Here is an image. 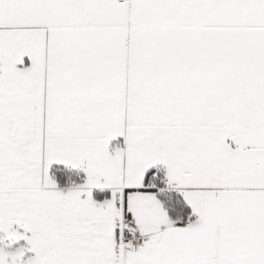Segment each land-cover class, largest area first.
<instances>
[{
	"label": "snow or ice",
	"instance_id": "1",
	"mask_svg": "<svg viewBox=\"0 0 264 264\" xmlns=\"http://www.w3.org/2000/svg\"><path fill=\"white\" fill-rule=\"evenodd\" d=\"M0 264H264V0H0Z\"/></svg>",
	"mask_w": 264,
	"mask_h": 264
}]
</instances>
